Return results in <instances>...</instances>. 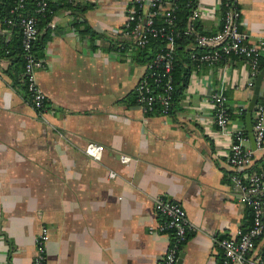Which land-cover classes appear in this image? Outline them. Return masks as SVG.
<instances>
[{"label":"crops","instance_id":"0c3cea01","mask_svg":"<svg viewBox=\"0 0 264 264\" xmlns=\"http://www.w3.org/2000/svg\"><path fill=\"white\" fill-rule=\"evenodd\" d=\"M61 1L39 27L45 64L36 79L50 123L12 85L10 60L0 61V264H32L42 226L46 264H156L171 234L150 231L160 221L155 195L179 200L193 225L176 264H220L217 241L245 224L247 206L231 186L229 139H213L217 126L201 102L209 87H223L232 121L246 126L239 110L253 93L246 59L200 66L172 112L145 113L126 97L144 63L110 43L130 0H80L91 4L82 13ZM197 2L216 14L199 29H215L219 0ZM239 6L241 29L251 40L263 36L264 0ZM89 142L95 155L85 151ZM244 145L253 149L249 136ZM254 154L256 161L264 149Z\"/></svg>","mask_w":264,"mask_h":264},{"label":"built area","instance_id":"2783aa9c","mask_svg":"<svg viewBox=\"0 0 264 264\" xmlns=\"http://www.w3.org/2000/svg\"><path fill=\"white\" fill-rule=\"evenodd\" d=\"M68 1L75 3L80 0ZM185 1L189 14L184 32L192 35L194 40V43L188 46L190 58L195 61L194 70L190 75L192 80L195 79L196 69L200 66L225 64L234 54L245 57L249 65V84L253 85L252 79L260 70L259 57L264 54V35L251 40L241 29L240 0H219V5H225L224 25L212 34L198 29L197 22L204 17L214 18L215 10L199 5L197 0ZM177 6L176 0H130L122 25L112 31L118 36L117 49L127 58L132 57L136 47L144 46L153 37H161L164 41L161 46L163 48L151 52L150 58L144 62L143 72L134 88L136 105L145 113L154 110H159L162 114L170 113L173 91L170 72L174 58V37L178 34L175 27L176 16L171 8ZM46 12H52L49 0H35L33 12H30L28 0H13L6 14L0 12V35H8L14 30L20 33L27 99L24 98V90L21 87L16 86V89L30 103L36 114L43 121L50 123L46 115L48 99L36 79V71L42 68L45 62L33 50L34 41L40 33L37 25L38 14ZM155 17H160L163 23L156 25ZM122 40L130 41L131 44L124 45ZM196 47H202L203 50L200 51ZM3 59L5 58H0V61ZM189 82L183 93L186 92ZM226 102L223 87H209L201 105L208 107L211 119L217 126L212 135L213 139L219 140L220 136L229 139L226 159L236 169L230 175L231 186L237 193L238 202L251 208L252 223L245 228L238 226L233 234L218 239L217 243L222 250L220 264H264V246L252 256L256 240L264 237V156L254 166L255 149H264V98L258 100L252 113L255 149L244 145L248 134L246 126L239 120L232 121ZM85 151L95 155L96 143L89 142ZM128 158L125 156L126 160ZM110 175H114V172L110 171ZM152 200L160 221L151 227L150 231L171 234V242L156 264H176L182 245L193 225L179 200L166 195H155ZM46 240L47 229L42 226L36 237V253L32 264H46Z\"/></svg>","mask_w":264,"mask_h":264},{"label":"trees","instance_id":"16d2710c","mask_svg":"<svg viewBox=\"0 0 264 264\" xmlns=\"http://www.w3.org/2000/svg\"><path fill=\"white\" fill-rule=\"evenodd\" d=\"M13 0H0V12L6 14L8 6L12 3ZM34 1L35 0H28L30 12H33L34 9ZM61 0H49V7L52 9H55L57 6H59ZM64 5L66 6H72V8L75 9V11L82 13L85 11L89 6H91L90 3L85 2L82 5L79 3H75L73 5L70 1L66 2V0H62ZM178 3V6L175 8H171L173 10V13L176 16V24L175 27L178 31V34L174 37L175 45H174V58L172 61V69L170 72L171 79H172V104L171 109L174 110L176 106L178 105L179 100L183 96V92L188 84V81L190 79V73L192 68L195 66V61L190 58V52H189V45L194 43L192 35H188L184 32L185 24L187 20V16L189 14L188 7L186 6L185 0H176ZM224 12H225V5L222 3L218 10V15L220 17L219 25L211 30V31H204L202 32L206 33H216L218 30L223 28L224 25ZM52 13V12H51ZM50 12H46L45 14H38V27H41V25L45 24L50 15ZM154 23L156 25L163 23V20L160 17H155ZM198 29L200 28V23L197 22ZM86 31L92 32V30L86 29ZM46 41V33H39L36 40L34 41V47L33 50L35 54L39 57H43V50L45 46ZM113 42V44L111 43ZM124 45L131 44L130 41L122 40ZM163 40L161 37H153L149 40L148 43H146L144 46H138L134 49V53L132 57L136 62L144 63L146 60H148L151 56V52H154V50H160L161 46H163ZM110 43L116 47V43L114 40L110 39ZM161 47V48H160ZM117 48V47H116ZM196 49H199L200 51L203 50L202 47H196ZM242 57L245 58L243 55H234L232 54V57ZM6 57L10 60V65L8 67V72L10 74V77L12 79V85L21 87L24 90V98L27 99V87L26 82L24 79V58L22 55V46H21V36L20 33L17 30H14L12 33V36H10L8 39H6L4 36L0 35V58ZM259 64L260 69L264 66V54H262L259 57ZM255 78L252 79V82L254 83ZM127 101L130 102V104H136L135 100V89L127 96ZM229 113L230 109L228 108ZM240 117L245 119L246 117V110L245 108H240ZM235 116L236 114L230 113V116ZM248 136V135H247ZM261 160L258 159L255 161L254 166L257 165V163ZM247 206V205H246ZM252 223V212L251 208L247 206V221L244 225L241 227H248ZM264 237H260L256 240V242ZM264 246V244H263Z\"/></svg>","mask_w":264,"mask_h":264},{"label":"water","instance_id":"95a60500","mask_svg":"<svg viewBox=\"0 0 264 264\" xmlns=\"http://www.w3.org/2000/svg\"><path fill=\"white\" fill-rule=\"evenodd\" d=\"M264 77V66L259 70L258 74L255 77L254 84L251 86L253 93L245 107L246 110V129L248 132L249 139L252 144V148L255 149V140L254 135L252 131V113L255 109L256 103L259 99L264 98V95L260 93L261 83ZM183 253L179 255V258L177 260L178 263L182 260Z\"/></svg>","mask_w":264,"mask_h":264}]
</instances>
